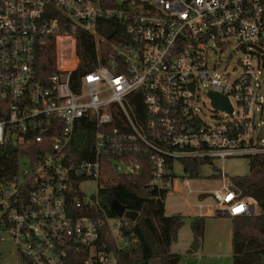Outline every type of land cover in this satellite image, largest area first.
<instances>
[{
    "label": "built area",
    "instance_id": "1",
    "mask_svg": "<svg viewBox=\"0 0 264 264\" xmlns=\"http://www.w3.org/2000/svg\"><path fill=\"white\" fill-rule=\"evenodd\" d=\"M80 32L95 37L88 72ZM233 40L243 51L235 80L209 65ZM52 45L53 72L43 73ZM262 91L264 0H1L0 153L38 148L17 177L0 180V244H13L16 264H73L85 254L82 264H117L104 232L125 250L133 221L100 204L109 161L120 174L147 169L150 192H160L173 189L177 161L264 156ZM210 93L228 98L231 112L215 109L229 119L205 122ZM81 128L93 132L86 161L71 155ZM218 173L220 187L202 192L197 207L215 217L260 215L257 199ZM86 182L97 184L95 195L82 191Z\"/></svg>",
    "mask_w": 264,
    "mask_h": 264
},
{
    "label": "trees",
    "instance_id": "2",
    "mask_svg": "<svg viewBox=\"0 0 264 264\" xmlns=\"http://www.w3.org/2000/svg\"><path fill=\"white\" fill-rule=\"evenodd\" d=\"M1 2V0H0ZM78 54L81 67L88 72L96 61L95 37L86 32L78 34ZM41 72H53L55 65V46L48 47L40 58ZM35 145L19 147L14 153H0V180L12 181L19 175L20 162L24 158L36 159ZM93 132L80 129L76 133L71 146V155L76 161H86L93 157ZM250 174L245 177L233 178L235 184L245 194L255 197L260 205L261 213L254 217L233 219V264H264V156L247 157ZM114 159H117L115 156ZM213 161L206 159H187L182 162L184 170L191 178L199 177L203 167L212 165ZM105 187L101 190L99 200L104 211L112 218H118L112 208L113 201H118L127 211L137 212L138 219L132 222L127 232L130 246L119 250L113 240L104 232L102 242L107 243L114 254L117 264H180L181 256L171 252L172 244L177 240L178 231L185 224L182 215L168 216L166 214V199L171 190H149L151 178L147 169L140 174H120L111 162L108 163ZM215 178H220L215 171ZM150 192V199L144 201L137 191ZM205 218L196 216L193 219L192 231L200 239L205 230ZM85 256L74 257L73 264H82Z\"/></svg>",
    "mask_w": 264,
    "mask_h": 264
},
{
    "label": "rangeland",
    "instance_id": "3",
    "mask_svg": "<svg viewBox=\"0 0 264 264\" xmlns=\"http://www.w3.org/2000/svg\"><path fill=\"white\" fill-rule=\"evenodd\" d=\"M243 58V51L238 48L236 41L227 46L224 51L211 52L209 65L213 68L215 64L219 67L215 70L217 74H231L232 80H235L240 69L237 63ZM213 71V70H212ZM264 97V91L260 93ZM203 119L209 124H217L222 119H229L223 111H216L206 96H203ZM26 161L21 163V169H26ZM225 169L229 178L245 177L250 174L249 160L246 157H234L227 159L224 163L213 161L212 165L203 167L199 177L191 178L184 170L181 161L174 163V173L176 180L173 189L166 199V212L168 216L182 215L185 217V224L178 231L177 240L171 246V252L181 256L180 264H233V219L229 217L211 216L205 218V230L199 240L198 252H193L191 246L196 237L192 231V223L195 213L200 209L197 207L205 196L204 191H213L220 187L221 183L215 178V171ZM120 172H130V169L119 164ZM189 182L187 186L186 182ZM82 191L90 197L97 193L98 187L95 182H86L81 187ZM201 195V196H200ZM200 196V198H199ZM207 204H213V199H206ZM115 222V221H114ZM124 244V243H123ZM1 264H16L14 246L10 242L0 244ZM111 264H116L113 257L110 258Z\"/></svg>",
    "mask_w": 264,
    "mask_h": 264
},
{
    "label": "water",
    "instance_id": "4",
    "mask_svg": "<svg viewBox=\"0 0 264 264\" xmlns=\"http://www.w3.org/2000/svg\"><path fill=\"white\" fill-rule=\"evenodd\" d=\"M103 35L105 36V38L110 39L113 36V31L110 28H106L103 32ZM210 97L212 99L213 106L216 109L226 110L228 112L232 111V107L229 103L228 98L223 97V96L216 94V93H210ZM5 151H6V153L11 154V153H14L16 150L11 146H7ZM140 172H142V170H140ZM137 195L140 197V199H142L144 201H148L150 199L148 192L145 190L137 191ZM112 208L114 209V211L116 212L118 217L126 216L128 219H130L133 222H135L138 219L139 214L137 212L127 211V209L125 207H123L116 200L113 201ZM191 250L193 252H198V250H199L198 238H196L194 244L191 246Z\"/></svg>",
    "mask_w": 264,
    "mask_h": 264
},
{
    "label": "crops",
    "instance_id": "5",
    "mask_svg": "<svg viewBox=\"0 0 264 264\" xmlns=\"http://www.w3.org/2000/svg\"><path fill=\"white\" fill-rule=\"evenodd\" d=\"M167 214V212H166ZM196 216H203V217H211L205 210H200L199 212L195 213Z\"/></svg>",
    "mask_w": 264,
    "mask_h": 264
}]
</instances>
